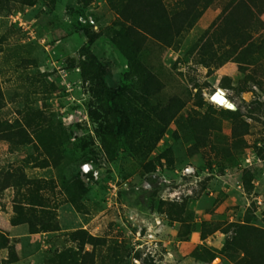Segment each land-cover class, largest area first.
<instances>
[{
	"label": "rangeland",
	"instance_id": "1",
	"mask_svg": "<svg viewBox=\"0 0 264 264\" xmlns=\"http://www.w3.org/2000/svg\"><path fill=\"white\" fill-rule=\"evenodd\" d=\"M82 28L105 94L180 106L153 145L117 120L104 153ZM0 130V264H257L264 0H0Z\"/></svg>",
	"mask_w": 264,
	"mask_h": 264
},
{
	"label": "trees",
	"instance_id": "2",
	"mask_svg": "<svg viewBox=\"0 0 264 264\" xmlns=\"http://www.w3.org/2000/svg\"><path fill=\"white\" fill-rule=\"evenodd\" d=\"M138 25L144 31L150 32L149 27L145 28L140 24ZM82 33L86 43L79 50V56L82 58L79 62L80 77L89 85L92 97L99 103V114H96L97 116L95 118H91L94 119L95 133L99 138L104 153L108 156L109 160L113 159L119 142V135L115 128L117 120L131 122V131L135 137L139 138V146H142V143L147 146L151 138L152 143H150V146L153 145L163 135L164 129L178 113L180 106H175L173 100H170L166 105L160 104L155 107H148L144 100L143 107H148L149 113L151 114V116L147 114L144 117L143 115L140 116L137 110H133L132 112V110L123 105L120 100V94L109 92L105 94L101 83L102 73L96 57L90 51V46L98 38V34L91 32L88 28H82ZM145 34L148 35L147 33ZM151 37L154 38L153 36ZM143 84L146 89L147 85L144 82ZM72 187L78 197L85 194V190L78 180L73 181ZM231 226L234 227V233L236 235L233 239L235 240V245L238 242H244L245 235L256 236L258 239L261 238V235L264 236V231L253 226L248 219L232 224ZM244 257L245 254L242 255V258L234 260V264H249ZM261 259L257 264H264V254H262Z\"/></svg>",
	"mask_w": 264,
	"mask_h": 264
},
{
	"label": "bare ground",
	"instance_id": "3",
	"mask_svg": "<svg viewBox=\"0 0 264 264\" xmlns=\"http://www.w3.org/2000/svg\"><path fill=\"white\" fill-rule=\"evenodd\" d=\"M214 100L222 102L223 99L221 97H218L217 95L214 96Z\"/></svg>",
	"mask_w": 264,
	"mask_h": 264
},
{
	"label": "built area",
	"instance_id": "4",
	"mask_svg": "<svg viewBox=\"0 0 264 264\" xmlns=\"http://www.w3.org/2000/svg\"><path fill=\"white\" fill-rule=\"evenodd\" d=\"M216 94V93H215ZM214 96V95H213ZM258 204H259V202H258Z\"/></svg>",
	"mask_w": 264,
	"mask_h": 264
}]
</instances>
